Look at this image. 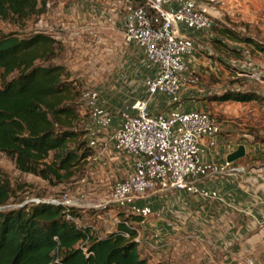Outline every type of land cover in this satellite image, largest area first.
Instances as JSON below:
<instances>
[{"label":"crops","instance_id":"1","mask_svg":"<svg viewBox=\"0 0 264 264\" xmlns=\"http://www.w3.org/2000/svg\"><path fill=\"white\" fill-rule=\"evenodd\" d=\"M135 1L131 3L135 5ZM123 3L126 5L124 0H113L110 9H97L95 15L123 16L126 10ZM176 32L179 41L192 47L182 57L185 70L181 75L178 102L172 103L167 96L157 95L150 100L148 112L160 120L192 113L211 118V129L199 142L198 160L187 173L196 190H156L123 208H105L109 195L70 197L81 214L77 224L102 236L127 221L136 230L141 257L150 264L185 257L194 259L195 264H201L204 258L207 264H247L251 259L255 264H264V141L254 136L256 129L251 124L256 116L250 114L258 108L248 105L255 102L209 101L212 95L232 90L217 88L225 77L229 83L232 81L220 66L227 62L203 30L181 23ZM148 69L151 76L147 78H150L154 73ZM215 79L219 82L215 83ZM118 126H113L112 133ZM109 140L108 132L94 138V155L98 148L104 163L112 168V177L121 174L115 181L124 179L133 172L132 158L114 152ZM241 145L245 156L228 162V155ZM90 166L84 175L89 174ZM101 213L111 220L101 218ZM88 214L96 217V222L87 223Z\"/></svg>","mask_w":264,"mask_h":264},{"label":"trees","instance_id":"2","mask_svg":"<svg viewBox=\"0 0 264 264\" xmlns=\"http://www.w3.org/2000/svg\"><path fill=\"white\" fill-rule=\"evenodd\" d=\"M48 2L0 0V20L21 26L43 15ZM214 32L218 37L212 43L221 53L235 52L225 40L256 46L232 30L215 28ZM55 45L44 34L0 35V153L19 173L51 187L80 179L91 164L88 157L94 156L78 110L80 89L63 66L51 64L57 55ZM263 99L253 90H226L208 98L235 103ZM24 188L13 185L0 169V264H150L133 241L136 232L124 222L99 237L76 224L81 214L72 207L32 202L6 209ZM125 232L129 239L123 237Z\"/></svg>","mask_w":264,"mask_h":264},{"label":"rangeland","instance_id":"3","mask_svg":"<svg viewBox=\"0 0 264 264\" xmlns=\"http://www.w3.org/2000/svg\"><path fill=\"white\" fill-rule=\"evenodd\" d=\"M124 1L126 10L119 17L95 15L97 9H110L113 0H49L43 15L32 18L21 26L0 20L2 36L12 34L28 38L34 34H44L53 38L57 55L51 64L63 66L70 74V79L79 87L81 98L78 110L83 119L82 125L88 130L92 141L96 137L105 136L107 132L111 137L114 125L134 115L131 106L144 97V82L151 76L139 48L126 44L123 39L124 19L132 6L146 8L145 1L136 0L135 5H130L128 0ZM122 9L123 7L121 11ZM86 10H92L93 13L90 15ZM209 17L211 27L203 30L209 40L218 37L214 32L217 28L232 30L240 37L252 39L256 44L247 46L225 40V44L235 52H217L225 58L227 63L220 66L225 70L226 76L232 77V81L229 83V78L225 77L217 88L253 90L264 98V0H220L219 5L209 8ZM214 82L219 80L215 79ZM248 105L258 108L250 113L256 116L250 124L259 136H264V99L261 103ZM94 156L96 159L90 161L92 171L89 170V174L70 185L51 187L37 177L19 173L13 163L0 153V169L13 185L25 187L17 195L18 200L11 201L6 209H15L20 202L28 203L35 199L108 196L115 179L122 176L112 177V168L104 163L98 148ZM108 197L106 200H109ZM102 217L111 220L101 213ZM95 218L88 214L87 223L94 222ZM105 235L107 234L99 236ZM166 261L164 264H195L191 257ZM249 261L255 264L252 259L247 264ZM203 262L207 264L206 258Z\"/></svg>","mask_w":264,"mask_h":264},{"label":"built area","instance_id":"4","mask_svg":"<svg viewBox=\"0 0 264 264\" xmlns=\"http://www.w3.org/2000/svg\"><path fill=\"white\" fill-rule=\"evenodd\" d=\"M144 1L146 8L134 6L124 19L123 39L139 48L154 74L145 79L144 97L131 106L134 115L121 121L110 137L114 152L132 158L133 172L113 183L105 208L126 207L156 190H196L187 173L198 160L200 140L212 126L211 118L201 113L176 114L160 120L149 114L148 105L157 95L178 102L185 70L182 57L192 47L178 40L177 26L185 23L199 30L210 28L209 8L219 5L220 0ZM128 2L132 4V0ZM95 159L90 156L87 160ZM45 201L54 206L76 207L75 200L66 196ZM124 224L136 232L128 222ZM122 235L129 239V233ZM133 241L139 242L137 234Z\"/></svg>","mask_w":264,"mask_h":264},{"label":"water","instance_id":"5","mask_svg":"<svg viewBox=\"0 0 264 264\" xmlns=\"http://www.w3.org/2000/svg\"><path fill=\"white\" fill-rule=\"evenodd\" d=\"M244 156H245V148H244V146L241 145V146H238L237 149L234 152H232L231 154L228 155L227 161L228 162H234V161H236V160H238V159H240V158H242ZM32 202H34V203L39 202V203H47V204H50V203H48L45 200L35 199V200H32L31 202H28V203L27 202H24L21 205H19L18 207H21L23 205H26V204H29V203H32Z\"/></svg>","mask_w":264,"mask_h":264},{"label":"bare ground","instance_id":"6","mask_svg":"<svg viewBox=\"0 0 264 264\" xmlns=\"http://www.w3.org/2000/svg\"><path fill=\"white\" fill-rule=\"evenodd\" d=\"M64 203H68V201L67 202H64Z\"/></svg>","mask_w":264,"mask_h":264}]
</instances>
